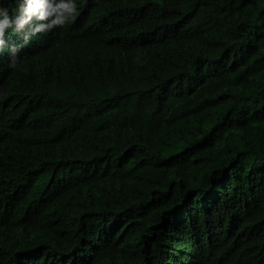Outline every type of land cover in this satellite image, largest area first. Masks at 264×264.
<instances>
[{
    "label": "trees",
    "instance_id": "16d2710c",
    "mask_svg": "<svg viewBox=\"0 0 264 264\" xmlns=\"http://www.w3.org/2000/svg\"><path fill=\"white\" fill-rule=\"evenodd\" d=\"M28 31L0 51V264H264V0Z\"/></svg>",
    "mask_w": 264,
    "mask_h": 264
},
{
    "label": "clouds",
    "instance_id": "9594fccd",
    "mask_svg": "<svg viewBox=\"0 0 264 264\" xmlns=\"http://www.w3.org/2000/svg\"><path fill=\"white\" fill-rule=\"evenodd\" d=\"M15 2L18 8L14 15H10L8 8L4 7L0 0V51L5 43L3 40L5 29L14 28L15 31L21 32L28 27L29 31L25 33L26 40L33 32H42V35L49 33L50 37L56 35L59 24L70 22L77 12V0H15ZM34 19L40 20L41 23L33 24ZM15 51L13 48V53Z\"/></svg>",
    "mask_w": 264,
    "mask_h": 264
}]
</instances>
